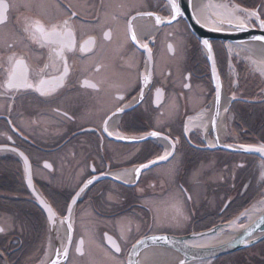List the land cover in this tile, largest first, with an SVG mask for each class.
I'll return each instance as SVG.
<instances>
[{
    "label": "flooded vegetation",
    "instance_id": "flooded-vegetation-1",
    "mask_svg": "<svg viewBox=\"0 0 264 264\" xmlns=\"http://www.w3.org/2000/svg\"><path fill=\"white\" fill-rule=\"evenodd\" d=\"M225 1L264 21V0ZM177 3L0 0V264H146L142 240L222 223L260 187V157L215 148L213 121L187 126L215 89ZM210 44L224 91L241 92L221 142L264 143L262 85L233 80L226 42ZM233 253L264 264V239Z\"/></svg>",
    "mask_w": 264,
    "mask_h": 264
},
{
    "label": "bare ground",
    "instance_id": "bare-ground-1",
    "mask_svg": "<svg viewBox=\"0 0 264 264\" xmlns=\"http://www.w3.org/2000/svg\"><path fill=\"white\" fill-rule=\"evenodd\" d=\"M191 5L193 9V14L197 20H199L202 24L213 27L217 29L227 28L225 24L221 23V21H228L227 17L229 14H233L234 16L240 17L242 20L247 14L241 12L239 7L231 6L225 0H191ZM243 13V14H242ZM141 27L143 30L147 31H154L155 28L146 25V20L143 18L141 20ZM219 21V22H218ZM233 22H237L233 19ZM245 24L246 20L244 21ZM249 24V23H248ZM251 24V23H250ZM140 31V29L138 28ZM147 31L141 32V34L149 33ZM140 34V35H141ZM227 52L229 54L228 61L231 63V54L234 53L233 51L238 50L239 52L250 55L251 60L254 63L255 69L259 73V76L264 80V43L259 41H225ZM203 47V46H202ZM204 49V48H203ZM206 54V51L204 49ZM235 54V53H234ZM214 97V95H213ZM231 97L223 92L219 98V104L215 109V98L211 102L210 109H202L196 115L191 116L188 119L187 126L189 128L198 127L200 130H204L205 132L210 127V122L213 121L217 139L216 141L222 143L221 141L224 138L225 133V118L227 114V108L229 103L231 102ZM210 144H214V141L208 139ZM121 174V173H120ZM264 210V197L261 198L260 201L251 205L247 210H245L242 216L246 217V222L244 224H239L237 221L239 219L225 220L226 224L220 225L218 229L210 234L197 237L194 239L189 240V243L193 246H200V247H209V246H217L229 239L235 237L247 224L255 220L261 212ZM153 237V236H152ZM152 237L150 239H152ZM152 245V247L148 248L145 252L146 256V264H210L213 260L222 257L219 256L217 258H207V259H193V260H185L183 256H181L175 250L168 248V247H160L158 243L155 242H148L145 243ZM143 245V244H142ZM141 246V245H140ZM155 246H158L155 248ZM136 247V246H135ZM224 256V255H223Z\"/></svg>",
    "mask_w": 264,
    "mask_h": 264
},
{
    "label": "water",
    "instance_id": "water-1",
    "mask_svg": "<svg viewBox=\"0 0 264 264\" xmlns=\"http://www.w3.org/2000/svg\"><path fill=\"white\" fill-rule=\"evenodd\" d=\"M186 2L187 0H183V4H185ZM188 3H191V1L189 2L188 0ZM190 7L187 10V12H184V14L190 24L192 31L198 36L203 48L206 51V56L209 62L211 77L215 89L213 99L215 98V105H216L215 109H216L218 105L217 93L219 92V98H220L221 94L224 92V88L216 66L212 47H211V51H209L208 48L203 44V40L206 39L209 41V43L210 40L212 39L222 40V41H233V42L259 41L256 40L255 38L264 36V27H261V22H262L261 20L257 22L259 25L258 27L252 26L247 23L245 24L246 27L244 29H240L236 27L237 22H232V24H229L228 21H221V23L225 24L227 28L217 29L213 27H208L202 24L199 20H197L194 14L192 15L191 13L192 10ZM247 13L251 14L252 16V11H250L249 9L247 10ZM259 42L264 43V41H259ZM231 100H234V98H232ZM262 147H264L263 142H259L257 144H240V143H219L216 141V145H215V148H221L234 152L252 153L264 160V151H261ZM145 165L148 166L147 164ZM145 165H143L141 168H144ZM38 198L41 199V205L45 207L48 205L47 203L43 202L41 197L38 196ZM46 214L48 216L49 213H47L46 211ZM223 224H226V222L218 223L207 229L191 232L181 236H173V235L153 236L152 239L147 238L145 240H142V242H140L137 246H140L142 244L144 245L145 243H147V241L152 243L155 242L161 244V246L175 250L181 256H183L185 260L188 261L193 259L217 258L219 256L230 254L235 251L250 247L264 239V210H263L255 220H253L252 222L247 224L244 228H242V230L235 237L221 244H218L217 246L198 247V246H193L189 243V240L191 239L215 232L218 229V227ZM154 237H166V240L154 239Z\"/></svg>",
    "mask_w": 264,
    "mask_h": 264
},
{
    "label": "rangeland",
    "instance_id": "rangeland-1",
    "mask_svg": "<svg viewBox=\"0 0 264 264\" xmlns=\"http://www.w3.org/2000/svg\"><path fill=\"white\" fill-rule=\"evenodd\" d=\"M250 17H251V14H247L244 17V18H246L245 19L246 23L250 24V19H251ZM233 52L235 54L234 53H230L232 55L231 57H232L233 65L236 66L237 65L236 63L239 62L240 64H243V66L241 67L240 73H239L238 70L234 71V69L231 67V63H228V61L223 60V64H224V66H226L225 69H226L227 75L230 76L231 78H233V80L236 79L235 81L238 80V81H242V82L246 83L250 87H252V86H251V83L249 82V79L256 80V83L258 82L259 85H262L261 90L259 89L258 93H260V94H262L264 96V80H263V78H261L259 76V73L255 69L254 63L251 60L252 59L251 56L243 54V53L239 52L238 50H235ZM239 75H240V77H239ZM230 77H229V79H230ZM254 87L255 86H253V88ZM231 91H225V94H227L231 98H236V97H238L237 95H239V94L241 95L240 91H237L236 93L235 92H231ZM263 99H264V97H263ZM262 101H264V100H262ZM231 115L232 114L229 112V116L230 117H231ZM230 119L231 118H229V120ZM229 131L230 132L228 134H226L227 137L230 140L231 139L232 140H236V138H237L236 134H234V132H232L230 129H229ZM230 140H228V142ZM258 169H259V171H258L259 180H255L257 185H260L258 193L254 197H252V199L250 201H247V203L244 206L238 208L235 212H233V215H231L228 220H230V221L232 220L233 221V219L237 218V219H239L237 221V223L244 224L247 219H246L245 216H242L243 212L245 210H247L251 205L257 203L258 201L261 200V198L264 197V160H262V162H259ZM255 175H257V174H255ZM222 223H224V222H222ZM235 256H236L235 253H233L231 255H227V256H222L219 259H217L216 262H217V264H225V263L231 264V263H234L233 259L235 258ZM222 259H223V261H221Z\"/></svg>",
    "mask_w": 264,
    "mask_h": 264
},
{
    "label": "snow or ice",
    "instance_id": "snow-or-ice-1",
    "mask_svg": "<svg viewBox=\"0 0 264 264\" xmlns=\"http://www.w3.org/2000/svg\"><path fill=\"white\" fill-rule=\"evenodd\" d=\"M170 6H171L172 11L175 13V16H180V15H182L181 8H180L179 4L177 3V0H171V5H170ZM138 15L153 16V15H155V14L152 13V12H145V13H138ZM252 15H255V13H252ZM175 16H174L173 18H175ZM133 19H135V17H134ZM227 19H228V23H229V24H232L233 19H235V20L237 21V23H236V27H238V28H240V29H244V28L246 27L244 20H242V19H241L240 17H238V16H234L233 14H229V16L227 17ZM156 21H157V23H160V18H159L158 16L156 17ZM198 22H199V21H198ZM65 23H67V22H65ZM261 27H264V21L261 22ZM106 35H107V34H106ZM131 39H132L133 41L136 40V36H135V33H134V32L132 33ZM255 39H256V40H259V41H264V36L256 37ZM203 44L208 48L209 51H211V47H212V46H211V44L209 43L208 40H206V39L203 40ZM145 47H146V45H145ZM45 83H46L45 81H41V84H42V85L45 84ZM10 86H15V85H11V82H10ZM28 86L31 87V85H28ZM217 104H219V92L217 93ZM121 110H122V109H121ZM105 131H107V129H105ZM109 135H111V133H109ZM151 135L156 136V135H158V133L153 132V133H151ZM261 151H264V147L261 148ZM169 155H171V153H168V154H166V155H164V156H161L159 159H161V160H167ZM145 167H146V165H145ZM137 172H139V169H137ZM91 183H92V181L89 180V181H88V184H91ZM86 186H87V185H85V187H86ZM83 190H84V189L82 188L81 191H83ZM77 196H79V193H77ZM73 203H75V200H73ZM69 211H71V209H69ZM154 239H165V240H166V237H154ZM141 242H142V241H141ZM78 250H79V249H78ZM116 251H117V252L120 251L119 246H116ZM65 255H66V253H65ZM53 264H55V262H53Z\"/></svg>",
    "mask_w": 264,
    "mask_h": 264
},
{
    "label": "trees",
    "instance_id": "trees-1",
    "mask_svg": "<svg viewBox=\"0 0 264 264\" xmlns=\"http://www.w3.org/2000/svg\"><path fill=\"white\" fill-rule=\"evenodd\" d=\"M262 111H263V126H264V101H262ZM255 180H256V175H255V172H254V174L252 175L253 186H255ZM258 191H259V188H257V189L254 188V191L252 192L251 195L249 194V196L247 198H245V199L242 198L243 199L242 200L243 203L241 204L240 207L244 206L247 203V201H250L252 199V197H254L258 193Z\"/></svg>",
    "mask_w": 264,
    "mask_h": 264
}]
</instances>
